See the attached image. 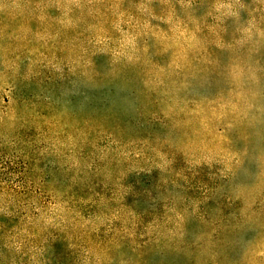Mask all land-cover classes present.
I'll return each mask as SVG.
<instances>
[{
    "label": "rangeland",
    "instance_id": "374dc122",
    "mask_svg": "<svg viewBox=\"0 0 264 264\" xmlns=\"http://www.w3.org/2000/svg\"><path fill=\"white\" fill-rule=\"evenodd\" d=\"M0 264H264V0H0Z\"/></svg>",
    "mask_w": 264,
    "mask_h": 264
}]
</instances>
